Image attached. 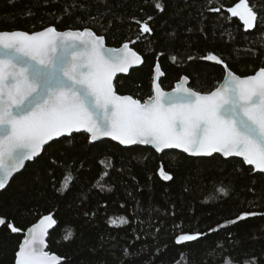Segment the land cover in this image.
<instances>
[{
	"label": "trees",
	"instance_id": "obj_1",
	"mask_svg": "<svg viewBox=\"0 0 264 264\" xmlns=\"http://www.w3.org/2000/svg\"><path fill=\"white\" fill-rule=\"evenodd\" d=\"M157 2L164 11L155 8ZM236 2L0 0V31L89 28L111 47L134 41L144 63L117 76L114 85L118 94L143 101L152 94L156 63L164 72L163 89L188 76L189 86L201 92L217 87L224 76L222 65L202 59L208 54L221 56L241 76L264 65V26L246 32L226 11ZM256 4L264 11V0ZM219 6V13L209 10ZM149 16L152 34H141L135 21ZM161 166L171 181L159 176ZM68 173L73 180L65 188ZM219 186L228 195L216 192ZM245 212L262 214L227 223ZM47 215L56 220L47 251L61 257V264H226L229 258L232 264H264V175L236 158L90 143L87 134L74 133L46 146L0 191V218L22 229L12 233L0 226V264H13L24 232ZM121 216L129 222L110 224V217ZM68 230L72 235L65 240ZM181 233L202 235L177 245Z\"/></svg>",
	"mask_w": 264,
	"mask_h": 264
},
{
	"label": "snow or ice",
	"instance_id": "obj_2",
	"mask_svg": "<svg viewBox=\"0 0 264 264\" xmlns=\"http://www.w3.org/2000/svg\"><path fill=\"white\" fill-rule=\"evenodd\" d=\"M154 6L164 11L159 2ZM222 7L209 10L219 13ZM226 11L242 22L246 32L264 26V11L256 0H238ZM152 19L135 21L141 34H152L148 23ZM202 59L223 66L225 75L217 87L201 92L189 86L188 76H182L172 91H165L160 82L164 72L156 63L152 94L142 101L118 94L114 85L118 73L127 74L144 63L127 42L120 48L106 47L105 36L89 28L0 31V191L26 162L40 158L46 146L74 133L87 134L90 143L110 137L125 146L151 145L157 152L180 149L191 157H239L244 165L264 174V65L254 74L241 76L221 56L208 54ZM171 60L176 62L177 57ZM158 174L164 181L173 179L163 166ZM107 175L105 171L103 176ZM72 180L71 173L66 174L62 187ZM215 191L228 195L225 186ZM261 214L241 213L227 223ZM109 222L119 227L129 221L121 216L110 217ZM55 224L53 216L47 215L29 227L14 264H61V257L45 250L46 236ZM0 226L12 233L22 231L3 218ZM71 235L68 230L64 239ZM200 235L181 233L175 243L196 241ZM226 264H232L230 258Z\"/></svg>",
	"mask_w": 264,
	"mask_h": 264
},
{
	"label": "water",
	"instance_id": "obj_3",
	"mask_svg": "<svg viewBox=\"0 0 264 264\" xmlns=\"http://www.w3.org/2000/svg\"><path fill=\"white\" fill-rule=\"evenodd\" d=\"M71 30V29H70ZM64 31H66V30H64ZM127 43H129V45H130V47H132L133 48V44H134V41H131V42H127ZM105 45H106V47H111V46H108L107 44H106V41H105ZM123 45V44H122ZM122 45L121 46H119V47H111V48H120V47H122ZM133 50H135L134 48H133ZM139 54V53H138ZM141 65H138V66H133L132 68H130L129 69V72L132 70V69H135V68H138V67H140ZM129 72L127 73V74H122V73H118L117 74V76H121V75H128L129 74ZM154 69H153V76H154ZM224 75H225V73H224ZM162 77V76H161ZM161 77H160V79H161ZM224 77V76H223ZM115 80V79H114ZM222 81H223V79H222ZM221 81V82H222ZM178 82V81H177ZM176 82V83H177ZM220 82V83H221ZM175 83V84H176ZM175 84H174V86H175ZM174 88V87H173ZM172 88V89H173ZM172 89H169V90H165V91H172ZM62 138H65V137H62ZM59 139H61V138H59ZM100 141H112V142H114V143H117V144H119L118 143V141H113L110 137H102L100 140H97V141H95V142H100ZM95 142H91V143H95ZM120 145V144H119ZM120 146H122V147H124V148H130V147H135V146H139V147H148V148H151V149H153L155 152H157L151 145H128V146H125V145H120ZM166 151H176V152H178V153H182V154H184V155H186V156H188V157H191V156H189L188 154H186V153H183L182 152V150H180V149H165L163 152H166ZM163 152H157V153H163ZM214 155H218V156H220L219 154H214ZM221 157V156H220ZM194 158H208V157H194ZM223 158V157H222ZM231 158H236V159H239V160H241L242 161V158H239V157H230V158H224V159H231ZM28 162H26V164H27ZM248 166V165H247ZM249 167H251L252 168V166H249ZM24 169V168H23ZM23 169H21L20 170V172L23 170ZM254 171V170H253ZM19 172V173H20ZM255 173H258V172H256V171H254ZM19 173H14V175H13V178L17 175V174H19ZM259 174H261V173H259ZM262 175H264V174H262ZM12 178V179H13ZM11 179V180H12ZM10 180V181H11ZM10 183V182H9ZM8 186V185H7ZM6 186V187H7ZM54 218V217H53ZM41 219V218H40ZM39 219V220H40ZM38 220V221H39ZM38 221L37 222H35L34 224H36V223H38ZM33 224V225H34ZM33 225H31V226H33ZM56 225V224H55ZM55 225L52 227V228H50L49 229V231H48V235H49V233L53 230V228L55 227ZM30 226V227H31ZM28 229V228H27ZM27 231V230H26ZM26 231L24 232V235L26 234ZM48 235L46 236V244H47V238H48ZM23 238H24V236H23ZM23 240V239H22ZM46 251H47V248L45 249ZM15 260V259H14ZM63 260L61 259V262H62ZM13 264H14V262H13Z\"/></svg>",
	"mask_w": 264,
	"mask_h": 264
}]
</instances>
